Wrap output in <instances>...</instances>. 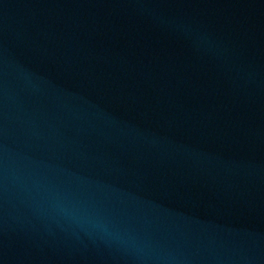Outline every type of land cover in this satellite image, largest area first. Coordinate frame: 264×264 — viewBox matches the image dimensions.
<instances>
[{"label": "water", "instance_id": "water-1", "mask_svg": "<svg viewBox=\"0 0 264 264\" xmlns=\"http://www.w3.org/2000/svg\"><path fill=\"white\" fill-rule=\"evenodd\" d=\"M0 264H264V0H0Z\"/></svg>", "mask_w": 264, "mask_h": 264}]
</instances>
